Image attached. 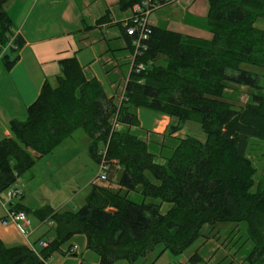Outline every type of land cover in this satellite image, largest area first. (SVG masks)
Returning a JSON list of instances; mask_svg holds the SVG:
<instances>
[{
  "label": "trees",
  "instance_id": "trees-1",
  "mask_svg": "<svg viewBox=\"0 0 264 264\" xmlns=\"http://www.w3.org/2000/svg\"><path fill=\"white\" fill-rule=\"evenodd\" d=\"M10 1L0 0L3 72L14 66L23 46L3 10ZM115 1L119 12L143 2H162ZM205 1L207 13L200 27L210 39L151 26L133 62L143 70L126 73L129 62L123 63L109 81L111 86L121 82L120 95L114 93L115 87L112 97L106 98L100 84L85 77L74 58H67L57 62L54 86L42 84L25 109V118L8 122L10 137L0 140V194L77 130L88 139L90 160L97 165V152L103 149L104 164H114L119 172L114 190L91 183L83 205L74 213H59L48 206L31 212L41 224L50 223L52 239L36 250L0 242V264H45L75 235L84 237L85 248L97 256V264H133L156 245L162 246L159 256L180 255L203 240L204 228L209 232L223 225H244L251 248L243 262L262 264L264 181L254 188L255 169L246 156L251 141L264 143V98L249 95L240 105L226 98L225 85L264 91V31L253 27L264 18V0ZM108 15L105 12L96 23H103ZM117 27L124 42L117 52L129 58L130 39L122 26ZM111 70H104L105 75ZM139 109L175 120L154 154L130 133L138 128L135 111ZM187 122L198 125L203 142L190 136L171 137ZM155 157L162 163L156 164ZM17 199L22 200V195ZM162 205L168 206L164 212ZM8 208L29 213L20 204L9 203ZM201 262L198 250L187 260Z\"/></svg>",
  "mask_w": 264,
  "mask_h": 264
},
{
  "label": "crops",
  "instance_id": "crops-1",
  "mask_svg": "<svg viewBox=\"0 0 264 264\" xmlns=\"http://www.w3.org/2000/svg\"><path fill=\"white\" fill-rule=\"evenodd\" d=\"M115 2V0H13L7 3L4 12L11 22L12 32L22 39L23 46L17 51L18 60L14 66L8 72L0 71V140L10 137L7 130L9 121L25 118V109L35 101L42 84L54 83L59 75L57 62L60 60L74 58L85 77L93 78L100 84L106 98L112 97L115 87L118 90L121 82L118 81L111 86L109 81L117 75L118 66L129 62V58L124 55L125 53L117 52L124 48L117 25L122 26L130 17V11L119 12ZM173 6L174 4L160 8L165 10L159 15L162 19L158 17L151 21V26L161 27L183 36L204 39L201 36L193 37L187 34L184 28L201 29L195 24L200 17L199 6L193 10V15L187 14L186 9L177 8V22L170 19L176 12ZM105 12L109 14L106 21L96 23ZM254 25L255 23L253 24L255 28ZM108 69L112 70L105 75L104 70ZM225 86H229L232 92L245 93L246 99L249 95L264 98V93L259 94L246 87L231 84ZM135 115L138 128L143 129L148 123L147 129L150 133L161 139L168 127L175 124L173 119L153 112L146 113L140 109L135 111ZM180 133H175L171 137L180 139L182 138ZM91 183L93 182L89 185ZM0 208L2 211L0 242L5 247L21 245L34 249L35 245L52 239L46 240L47 231L31 223L24 228L28 232L25 237L20 234L16 225L1 224L5 211L1 206ZM59 251V254L50 256L45 264L98 263L97 256L85 248V239L80 235L72 236L59 247Z\"/></svg>",
  "mask_w": 264,
  "mask_h": 264
},
{
  "label": "rangeland",
  "instance_id": "rangeland-1",
  "mask_svg": "<svg viewBox=\"0 0 264 264\" xmlns=\"http://www.w3.org/2000/svg\"><path fill=\"white\" fill-rule=\"evenodd\" d=\"M194 1H196L195 4H193ZM194 1L189 0L187 4H185L183 0L176 1L174 4L175 7H172L173 9H176V12L173 17L170 18L171 21L177 22L178 20L177 8L182 10L186 9L187 14L193 15V10L199 6L200 17L195 24H198L200 27V23L203 22L207 13V4L205 0ZM6 6L7 4L3 7V10L6 9ZM163 11L165 10L159 9L151 12L148 20L151 22L158 17L162 19L159 15ZM116 13L120 14L119 12ZM254 26L257 29H264V18L257 19ZM169 28L171 27L169 26ZM184 28L186 29L187 34H190L193 37L201 36L206 40L210 39V35L201 27V29L193 27ZM171 30L173 29L171 28ZM175 31L178 32L179 30ZM115 32L117 33V30H115ZM12 33L14 34V32ZM122 64L123 63H121V65ZM128 69L129 65L126 67V73ZM0 71H2L1 65ZM51 85L54 86V83H51ZM122 86L123 85L121 84L118 87V90L116 89V91H114L117 96L122 92ZM120 88L121 91H119ZM226 88L227 99L236 101L240 105L246 101L245 93L232 92L229 86ZM253 92L259 94L264 93L255 90ZM141 111L152 113L147 110ZM147 127L148 123L145 124V128L143 129L131 128L130 133L145 141L148 145L149 152L154 154L156 148L159 149L161 138H157L151 134ZM113 129L118 130L119 127L116 126ZM180 132L182 137L190 136L203 142V134L195 123H185ZM87 144L88 139L85 134L81 130L75 131L69 139L63 141L51 154L43 156L35 161L33 167L27 173L22 175L13 185L23 193V198L20 201L16 198L10 203L20 204L21 202L20 205L29 212L28 214H25L28 222L47 231L46 240L52 238L48 225H40L31 212L41 209L44 206H48L50 209L59 213H74L83 205L84 198L89 192V183L93 182L94 178L98 175L97 165L88 157L86 150ZM263 153L264 143L253 141L249 143L246 157L250 160L252 167L255 169V175L253 176L254 188L258 183H263L264 181ZM154 161L156 164L162 163V160L157 157L154 158ZM118 172V168L114 164H110L108 166L105 182H93L92 184L105 189L114 190L116 189L115 181ZM254 188L252 191H254ZM0 198L4 200L3 195H1ZM128 198L130 200L133 199V195L129 194ZM167 208V205H162L161 212H164ZM1 212L0 208V213ZM25 231L26 229H24V232ZM229 231L233 232L227 236ZM27 233L28 232L26 231L23 237H25ZM261 234L264 243V228L262 229ZM202 237L203 240L199 238L183 253L177 256H172L167 252H164L159 256L162 251V246L156 245L144 259H139L133 264H188L187 260L196 250H198V254L202 259V262L197 264H245L243 259L246 253L250 250L251 245L244 236V225H239L236 228L233 225L216 226L209 232L207 228H204L202 231ZM37 247L38 245H35L34 249L36 250ZM261 260L262 264H264V254L262 255Z\"/></svg>",
  "mask_w": 264,
  "mask_h": 264
},
{
  "label": "built area",
  "instance_id": "built-area-1",
  "mask_svg": "<svg viewBox=\"0 0 264 264\" xmlns=\"http://www.w3.org/2000/svg\"><path fill=\"white\" fill-rule=\"evenodd\" d=\"M176 1L178 0H162L161 3L143 2L141 5L132 7L130 17L122 24L124 35L130 39V46L132 47V53L129 56V71L133 69V71L137 73L143 70L141 65H134L133 62L134 59L139 56V51L143 50V42H145L149 36L151 23L148 17L150 13L162 7L173 5ZM183 2L187 4L189 0H183ZM112 126L114 128L117 125L113 122ZM97 156L99 157V163L97 164L98 175L94 178L93 182H105L108 166L104 164V150H99ZM13 185L0 194V196H4V200L0 198V206L5 211L1 224L5 225L6 223H12L17 226L22 235H25L24 228L29 224L26 215L23 212H14L8 208V204L12 200L22 195V192ZM42 223L47 224L48 227L50 226V223L46 220ZM45 246V243L38 244V247L41 248Z\"/></svg>",
  "mask_w": 264,
  "mask_h": 264
}]
</instances>
